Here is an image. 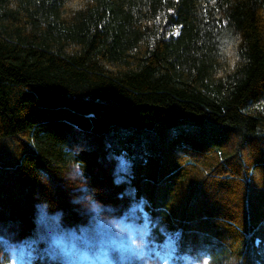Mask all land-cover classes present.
<instances>
[{
  "label": "trees",
  "instance_id": "trees-1",
  "mask_svg": "<svg viewBox=\"0 0 264 264\" xmlns=\"http://www.w3.org/2000/svg\"><path fill=\"white\" fill-rule=\"evenodd\" d=\"M65 145L91 179L126 149L153 215L213 264H264V0H0V219L22 235Z\"/></svg>",
  "mask_w": 264,
  "mask_h": 264
},
{
  "label": "clouds",
  "instance_id": "clouds-1",
  "mask_svg": "<svg viewBox=\"0 0 264 264\" xmlns=\"http://www.w3.org/2000/svg\"><path fill=\"white\" fill-rule=\"evenodd\" d=\"M84 150L64 146L71 163L62 179L79 222L66 223L64 210L53 209L37 193L27 234H21L19 220L0 219V264H213L211 246L200 238L202 234L195 233L193 240V232L169 228L163 215H153L166 210L153 208L146 196L137 195L132 186L136 158L126 149L108 157L113 162V185L124 186L117 199H128L121 206L98 198L99 190L75 159ZM39 175L42 183L52 185L48 171L40 169Z\"/></svg>",
  "mask_w": 264,
  "mask_h": 264
},
{
  "label": "rangeland",
  "instance_id": "rangeland-1",
  "mask_svg": "<svg viewBox=\"0 0 264 264\" xmlns=\"http://www.w3.org/2000/svg\"><path fill=\"white\" fill-rule=\"evenodd\" d=\"M109 155H101L99 168L94 173V178L91 179V186L98 189V198L106 204H113L116 206L127 205L128 199L124 200L117 199V193H120L124 190V186L115 187L113 185V162L108 159ZM69 193L66 189L64 181L61 184L60 194L54 197L56 202L53 205V209L61 208L65 212V221L66 223H77L80 220V217L72 211V205L68 202Z\"/></svg>",
  "mask_w": 264,
  "mask_h": 264
}]
</instances>
